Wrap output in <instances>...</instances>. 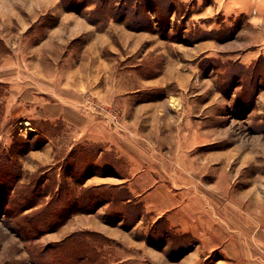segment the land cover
<instances>
[{"label": "rangeland", "instance_id": "1", "mask_svg": "<svg viewBox=\"0 0 264 264\" xmlns=\"http://www.w3.org/2000/svg\"><path fill=\"white\" fill-rule=\"evenodd\" d=\"M60 19L92 32L50 45ZM0 31V78L57 104L0 83V264H183L197 243L133 199L138 165L228 213L232 256L190 264H264V0H0Z\"/></svg>", "mask_w": 264, "mask_h": 264}, {"label": "crops", "instance_id": "2", "mask_svg": "<svg viewBox=\"0 0 264 264\" xmlns=\"http://www.w3.org/2000/svg\"><path fill=\"white\" fill-rule=\"evenodd\" d=\"M7 9L8 11L10 10V5H7ZM13 12L14 11H12V13ZM16 20L20 24H23L22 18ZM36 20L37 19H30V22H28V29ZM63 20L64 19H60L58 26H53L48 29L46 33L47 37L43 39L46 43H49L47 40L50 37L55 39L60 38V42H62L64 40V37L73 39L79 35H84V33L91 34L92 32V29H90L87 23H83L82 21L73 19L72 27H69L68 32L64 35L59 29L63 24ZM7 28L5 32L10 33ZM0 32L2 34L5 33L4 31ZM66 42L67 41L64 40L65 44ZM45 64V67H47L46 70L32 69V71L30 72H34L36 81L44 79L45 81H48L44 83H50V85H53L52 82L55 81L56 77L60 75L59 72L62 71L59 67H56L55 64L53 65L52 62H49V59L45 61ZM13 77L14 76H12L11 79H8L7 77L5 80L0 78V83H7L8 85L7 92L10 95L11 100H8L7 103L25 104V106L29 107L31 112V103H40L42 99H46V97H41L40 93L42 92H40V90L34 95L35 88L41 89V87L45 86H40V83L39 86H37V83L33 81L17 82L15 80L17 83H15V81L14 83H11L10 81L13 79ZM47 93L48 92L46 91L42 94L45 95ZM40 104L44 105V109L42 112H47V109L55 110L56 107L47 106L57 105L55 103L45 104L43 102H41ZM63 112L67 113V115L70 116H72V114L74 116L76 113L71 109H66ZM119 140H126V136L124 135L121 138L118 137V141ZM138 167L139 170L137 172H134V174L130 178L126 179V181L129 182L133 199L139 201L142 204L144 213H147V215L150 216L152 222H161L160 220H164L163 223H165L168 228L176 232H182V234L184 235H188L197 243L196 250L194 251V253H189L192 254V256L190 255L183 264L196 262V256L199 254L198 252L212 253L216 251H224L227 255L226 257L229 258L232 256L230 249H232V247L235 245V241L239 242V235L238 233H235L236 229L232 227L231 222L226 220V217H228V213H226V215L224 216L218 211L215 212L213 210H204L202 205L203 203L197 195H193L192 193L187 194L186 190L173 189L168 184V182L162 180L161 177L157 179L154 178L153 174L145 170L142 165H138ZM229 215L231 216L232 214L230 213ZM117 229V227L115 229L107 228L103 232L113 237H117ZM159 257L160 256L156 257L158 258L156 260H161V258Z\"/></svg>", "mask_w": 264, "mask_h": 264}, {"label": "bare ground", "instance_id": "3", "mask_svg": "<svg viewBox=\"0 0 264 264\" xmlns=\"http://www.w3.org/2000/svg\"><path fill=\"white\" fill-rule=\"evenodd\" d=\"M174 99V98H173ZM173 103H175V102H173ZM103 134V133H102Z\"/></svg>", "mask_w": 264, "mask_h": 264}]
</instances>
